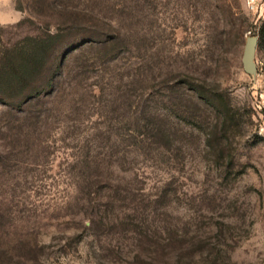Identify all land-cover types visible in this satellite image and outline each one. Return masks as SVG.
<instances>
[{"label":"rangeland","instance_id":"rangeland-1","mask_svg":"<svg viewBox=\"0 0 264 264\" xmlns=\"http://www.w3.org/2000/svg\"><path fill=\"white\" fill-rule=\"evenodd\" d=\"M10 6L0 60L63 35L0 96V264H264V0Z\"/></svg>","mask_w":264,"mask_h":264},{"label":"trees","instance_id":"trees-1","mask_svg":"<svg viewBox=\"0 0 264 264\" xmlns=\"http://www.w3.org/2000/svg\"><path fill=\"white\" fill-rule=\"evenodd\" d=\"M62 35L63 30H57L55 33L50 32L44 36L29 37L27 39L31 50L29 53L25 51L28 55L21 52L20 55H8L0 60V96L2 99L8 104L15 105L22 101L27 102L39 94L40 91H33L32 86L44 77L46 78L43 73L52 61L49 55L50 48L57 44ZM258 45L264 47V22L259 28ZM64 65L65 58L62 64H57V68ZM50 80L52 79L49 77ZM15 100L17 103H13V101L16 102Z\"/></svg>","mask_w":264,"mask_h":264},{"label":"water","instance_id":"water-1","mask_svg":"<svg viewBox=\"0 0 264 264\" xmlns=\"http://www.w3.org/2000/svg\"><path fill=\"white\" fill-rule=\"evenodd\" d=\"M259 43V37L257 35H250L247 37L245 50L243 54V65L248 73H254L257 65L255 61V55Z\"/></svg>","mask_w":264,"mask_h":264},{"label":"crops","instance_id":"crops-1","mask_svg":"<svg viewBox=\"0 0 264 264\" xmlns=\"http://www.w3.org/2000/svg\"><path fill=\"white\" fill-rule=\"evenodd\" d=\"M5 7H7L6 11H9L10 9V0H0V11H2L1 9H4ZM11 11V9H10Z\"/></svg>","mask_w":264,"mask_h":264}]
</instances>
